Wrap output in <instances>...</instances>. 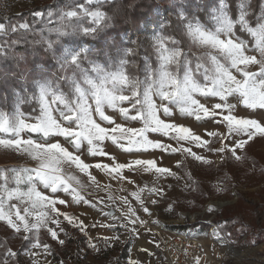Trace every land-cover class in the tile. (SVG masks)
<instances>
[{
  "label": "snow or ice",
  "instance_id": "obj_1",
  "mask_svg": "<svg viewBox=\"0 0 264 264\" xmlns=\"http://www.w3.org/2000/svg\"><path fill=\"white\" fill-rule=\"evenodd\" d=\"M249 7L248 0H239L236 11L230 15L228 0H217V6L207 12L212 24L208 27L192 10L191 0H172L175 22L163 17L147 38V48L138 41H130L131 47L113 42L108 51L99 53L93 52L83 40L94 39L112 27L114 17L123 11L116 0H68L61 6L43 5L31 11V25L27 21L11 23L9 17L0 20V61H14V67L3 71L0 79L22 81L26 85L20 91L13 89L11 111L0 107V148L36 161L35 167L0 168V222L16 233H33L35 243L28 235L23 240L48 253L51 246L41 244L39 231L45 229L52 240L64 244L59 233L65 231L61 224L66 221L86 237L89 248L99 252L88 230L98 226L112 229L115 225L86 224V217L61 211L58 205L98 207L81 193L83 185L79 177L68 169L86 174L97 188L100 185L90 171L92 168L129 183L135 181L124 175L125 170L151 172L158 178H182L171 168L158 166L155 158L118 162L103 149L104 142H111L128 154L159 150L191 157L203 165H211L213 161L193 151V146L215 153L220 163L246 159L239 152L255 137H264L262 120L237 114L241 106L253 112L264 111V3L254 23ZM37 23L43 25L39 30L35 28ZM244 34L248 39L241 38ZM24 46H27L24 52L16 51ZM28 48L33 55L39 49L50 56L55 61V71L49 72L42 64H34L31 70L22 66L27 61ZM141 50L144 55L138 65ZM130 66L139 67L143 79L129 72ZM253 67L257 70H251ZM25 104L34 105L30 113L22 111ZM170 106H178L182 117L224 127L223 133L205 130L207 137L218 141L219 146L214 147L212 139L177 123ZM132 122L140 123L141 127L126 126ZM149 134H159L174 144L149 139ZM85 149L93 158L107 157L112 162L86 163L82 159ZM175 167L183 168V160H177ZM185 175L192 184H198L191 171ZM10 177L15 187L7 186ZM189 187L185 184L186 189ZM146 190L159 199L146 203L142 198ZM131 195L149 215L152 211L148 203L158 205L167 198L164 188L147 185L138 187ZM13 199L20 206L8 203ZM122 199L128 203L127 197ZM174 204L175 201L168 204L164 211L174 212ZM206 210L216 211L211 204ZM100 214L112 215L103 209ZM127 215L133 217V225L137 221L147 223L139 220L131 206ZM101 239L110 246L119 237ZM26 251L35 255L27 248ZM33 264L37 262L34 260Z\"/></svg>",
  "mask_w": 264,
  "mask_h": 264
},
{
  "label": "rangeland",
  "instance_id": "obj_2",
  "mask_svg": "<svg viewBox=\"0 0 264 264\" xmlns=\"http://www.w3.org/2000/svg\"><path fill=\"white\" fill-rule=\"evenodd\" d=\"M46 1L47 0H14L10 7L11 13H20L19 11L21 9H26L27 11L33 10L35 7L41 6ZM262 3H264V0H262ZM216 6L217 4L212 8ZM28 16H31L30 13L14 17L10 19V21L11 23L28 22ZM168 17H171V20L175 22L176 17L173 18L171 15ZM162 18L163 16L159 17L157 15L155 20H148L149 22L147 23V26H149L150 31L146 37L141 35L144 40L147 41V38L157 29ZM210 27H212V25ZM93 46L94 45L87 47L91 48L93 52L98 53L97 49ZM249 54L258 55L255 52H250ZM96 58L100 59L99 56ZM51 61L55 66V61L52 59ZM53 70L55 69H51L50 72H53ZM251 70L255 71L257 69L253 67ZM3 71H6V69L0 62V74H2ZM138 76L143 79L142 72ZM197 76L199 78V74H197ZM17 82L0 79V107L5 111L12 110V102L14 100L12 95L13 89L20 91L19 88L21 87L18 86V84L21 86L23 84L22 81ZM28 91L31 92V89ZM5 98H7V101H5ZM197 98L201 99L202 103H207V101L202 98ZM157 102L159 103L158 100ZM230 102L236 103L235 100H231ZM25 106H28V108ZM24 107L28 110L25 111ZM24 107L22 108V111L30 113L34 105L25 104ZM170 107H172L177 123L190 127L196 134L203 136L205 139H212L207 137L205 132L206 129L208 131L218 130L222 133L226 131L224 127H218L212 122L198 123L194 118L182 117L179 114L178 106ZM109 112H111V110H109ZM237 114L256 118L264 122V111L257 110L253 112L251 110H246L241 106L237 108ZM118 122L123 123L124 121L118 120ZM126 126L141 127V124L132 122L126 124ZM149 139L163 140L165 143L174 144V142L160 136L159 134H149ZM212 144L214 147L219 146V142L215 139H212ZM102 147L121 163L136 158H155L158 166L171 168L182 178L179 180L175 177L158 178L156 174L151 172H143L142 170H139L132 173L125 170L124 175L135 181V183H129L127 180L112 179L105 172L92 168L90 171L92 175L96 177V180L100 185V187L97 188V186L89 180L86 174L80 173L75 169H68V171H72L79 177L81 184L83 185L82 188L86 191V196H88V192H102V194L97 196H101L105 199L104 202L106 201V203L111 205L109 207L114 208L112 205L117 206L122 212L118 214L119 218L117 221L115 220L113 222L111 220L109 222L112 225H118V227L112 228V230L116 229L112 236H118L119 240L114 243L110 242L109 246L105 244L103 239H98L97 243L102 249L97 260L95 259L93 261L95 264H116V258L118 256L117 251L119 249L121 250L122 247L126 245L129 246L136 243V240L143 235L146 237L145 240L146 243L148 242V245H151L153 240H158L157 236L159 234L156 230L157 223H154L156 220H159V222L164 221L170 226H187L183 230L196 235L203 243V246H205L213 256L223 258V255H225L223 262L226 264H264V137H255L245 146V149L239 152V155L246 157L242 162L231 160L227 163H220V158L215 153H211L207 149H200L193 146V151L200 155H204L213 161V164L211 165L199 164L198 162L193 161L191 157H185L181 154H166L159 150L128 154L108 141L104 142ZM82 159L89 164L100 161L103 163L112 162L107 157L93 158L87 154L86 149L82 154ZM177 160H183V168L177 169L175 167ZM19 166L35 167L36 161L30 159L26 155L17 154L11 150L0 148V168L7 169ZM188 171H191L193 179L198 181V184H192L188 179L185 175ZM0 183H2V181H0ZM185 184H189L190 187L186 189ZM144 185H147L149 188H164L167 197L165 200H160L158 205L148 203V207L152 211L151 215L144 213L139 207V202L131 195V193L136 191L138 187H143ZM169 185L172 187H168ZM7 186L9 188L15 187L14 181L11 180V177ZM217 188L221 190L217 191ZM109 197H111V199ZM123 197H127L128 203H125L122 199ZM142 198H145L146 203L149 199H159L154 195H150L147 190L142 193ZM173 201H175V211L165 212L164 208H166L168 204L173 203ZM8 203H16L17 206H20L19 202L15 199ZM209 204L215 207V212H208L206 210ZM129 206L135 210L136 216L139 217V220H147V223L141 224L137 221V223L133 225L131 223L133 217L127 215V209ZM195 212L200 214H196ZM233 220L236 222L233 223ZM226 221L227 223L225 224ZM2 228L3 226H0V231L3 235H6L5 232H9L10 228L8 227L9 229L6 228V230H3ZM133 228L135 229V232L132 231ZM139 229H142L143 234H141ZM215 233H218L219 235H216ZM31 234L33 233H24L23 231L16 233L12 230L10 237L12 240H18L19 236L23 238L24 235L30 236ZM223 236L229 243L234 245L236 248L235 253L225 254L226 251L223 252L224 249L223 246H221ZM36 248L38 249L37 252L44 257L45 252L42 247L31 246L29 250L33 253L36 252ZM13 253H15V255H13ZM26 253V251H22V256L20 257L18 255L17 257L16 249L11 245L0 258V264H30L31 261H27ZM74 257H78L77 253Z\"/></svg>",
  "mask_w": 264,
  "mask_h": 264
},
{
  "label": "trees",
  "instance_id": "obj_3",
  "mask_svg": "<svg viewBox=\"0 0 264 264\" xmlns=\"http://www.w3.org/2000/svg\"><path fill=\"white\" fill-rule=\"evenodd\" d=\"M68 0H47L44 2L43 5H53V6H61L65 3H67ZM171 2L172 0H116L117 4H120L123 6V11H121L118 15L114 17L112 20V27L109 29H106L105 32H101L96 38H85L83 40V43L87 46H92L97 49L98 53L101 50L108 51L109 45L113 42L120 43L123 42L126 46L131 47L132 45L129 43L130 41H138L144 44V47L147 48V41L142 38V36L146 37L148 32L150 31L149 26H147L148 20H155L157 18V15L159 17H168L171 15L173 18L175 17V14L172 12L171 8ZM239 2V0H228V4L230 7V15L236 11V5ZM261 3L262 0H248L249 12L251 13V21L254 23L257 19V17L260 15L261 12ZM217 4V0H191V6L192 10L196 13L198 17L201 18L202 22H206L207 25L210 27L211 21L208 19L207 12L210 11V9ZM158 6V9H157ZM40 7V6H39ZM39 7H35V9L27 11L20 10V13H11L9 18L12 19L14 17H18L21 15H26L31 13V11L38 10ZM111 15V12L109 13ZM169 14V15H168ZM171 20V17H169ZM29 24L31 25L33 23V19L31 16H28L27 18ZM173 22V20H171ZM174 23V22H173ZM51 26V25H49ZM43 25L37 23L35 25V28L39 30L42 28ZM142 35V36H141ZM237 35H241L240 33H237ZM243 39H248L247 34H244L241 36ZM29 39L31 40L32 37L29 35ZM146 42V43H145ZM25 47H18L16 49L17 52H24ZM31 48H28V55H27V61L26 63H22V66H26L29 70H31L34 66V64H42L45 68L48 70L55 69L54 63L51 61V57L46 55L42 50L37 49L38 54L33 55L31 54ZM144 55V51L141 50L140 52V58L137 60V64L140 65L142 63V57ZM103 63V60H101ZM1 65L5 66L6 71L10 68L14 67V61L11 59L0 61ZM49 70V72H50ZM55 71V70H53ZM129 72L134 73L136 75L141 74V70L139 67L133 68L129 67ZM17 82V81H16ZM18 83V82H17ZM18 86L26 87V85L18 84ZM21 88H19L21 90ZM31 88H28L30 90ZM24 107V106H23ZM28 108V106H25ZM24 110H28L25 109ZM35 138V136H34ZM0 226H3V230L9 229L4 223L0 222ZM176 229L183 230L187 226L179 225L175 226ZM206 229V228H204ZM12 233V230L9 229V232H5L6 235H3V233L0 231V258L4 254V252L11 246L15 247L18 255L22 256V251L26 250L31 244H28L26 241L23 240L19 236L18 240H12L10 235ZM71 233L74 234V236H68L65 239V242L63 245H60L56 242H54L48 235L47 231L45 229H42L39 234V240L41 244L47 243L51 246L50 252L53 260L58 261L61 264V261H63V264H82V258L74 257V255H71V248H73L77 243L86 246L85 243V237L81 236L77 233L76 229H72ZM32 238L33 241H35V238L33 234L29 236ZM127 245L122 247V249L118 250V256L116 258V264H123V260L127 256ZM1 261V260H0Z\"/></svg>",
  "mask_w": 264,
  "mask_h": 264
},
{
  "label": "crops",
  "instance_id": "obj_4",
  "mask_svg": "<svg viewBox=\"0 0 264 264\" xmlns=\"http://www.w3.org/2000/svg\"><path fill=\"white\" fill-rule=\"evenodd\" d=\"M80 191L87 199L92 200L93 202L97 203L98 207L92 208L90 205H87V204H81V205L71 204L70 206L69 205H58V207H60L61 211H68V212L73 213L77 216H80L81 218L86 217L85 218L86 224H93L96 222H100L103 224H110L109 222L111 220L113 222L115 220L116 221L118 220V218H119L118 214H120L122 212H121V209L117 206L112 205L114 207L113 209H114L115 213L111 216H105V215L100 214V209H103L104 212L107 213L106 212L107 209L109 208V206H111L108 203H106V201L104 202L105 199H103L101 196H99V197L97 196V195L102 194V192L101 193L88 192L89 194H88V196H86L85 189H83L81 187ZM62 197L65 199H70L66 194H62ZM104 197H106V196H104ZM113 217H116V219H113ZM61 227H64L65 231L63 233H59V238L64 240V242L68 236H71V235L74 236V234L71 233V230L75 229L72 225H69V224H67L66 221H64L61 224ZM115 227H118V225L117 226L115 225ZM139 230L141 231V234H143L142 229H139ZM40 231H39V234H40ZM76 231L79 235L84 236L78 230H76ZM115 231H116V229L112 230V229H109L106 227H99V226L89 229L88 235L93 238V243H95L96 248L99 249V252H97L96 249L89 248L87 246V239L84 236L86 246L77 243L73 248H71V255H75L77 253L78 257L82 258V260H83L82 264H95V262H93V261L95 259L97 260V257H99V255H100L99 253L102 249L101 246L97 243V240L100 239L101 237H112L113 232H115ZM47 235H48V233H47ZM33 236L35 238L34 234H33ZM157 237H158V240L157 239L153 240L151 245H148V242L146 243V240H145L146 237L144 235L139 237L138 240H136V243L131 244L129 246L127 245L128 246L126 249L127 256L122 261L123 264H134V262H135V264H153L152 263L153 262V253L157 249V246L160 243L159 235ZM34 242L35 241H33V243ZM54 242L58 243L57 241H54ZM58 244H60V243H58ZM60 245H63V244H60ZM31 246L32 245H30L27 249L29 250L31 248ZM24 251H26V250H24ZM37 251H38V249L36 250V252H33V253H35L34 256L29 255L28 251H26L27 252L26 253L27 261L29 262V260H30L31 261L30 264H33L34 260L37 262V264H60L58 261L52 259L51 252H48V253L45 252V256L43 257ZM80 255H81V257H80Z\"/></svg>",
  "mask_w": 264,
  "mask_h": 264
},
{
  "label": "built area",
  "instance_id": "obj_5",
  "mask_svg": "<svg viewBox=\"0 0 264 264\" xmlns=\"http://www.w3.org/2000/svg\"><path fill=\"white\" fill-rule=\"evenodd\" d=\"M13 1L0 0V20L10 16ZM156 230L160 236V243L153 253V264H226L223 262L225 255L223 258L213 256L203 246L201 240L192 233L176 229L164 221L156 224ZM221 246H223V252L226 251L225 254L236 252L234 245L224 236Z\"/></svg>",
  "mask_w": 264,
  "mask_h": 264
},
{
  "label": "water",
  "instance_id": "obj_6",
  "mask_svg": "<svg viewBox=\"0 0 264 264\" xmlns=\"http://www.w3.org/2000/svg\"><path fill=\"white\" fill-rule=\"evenodd\" d=\"M108 212H111L112 215H113V213H114V209H113L112 207H109V208L107 209V213H108Z\"/></svg>",
  "mask_w": 264,
  "mask_h": 264
},
{
  "label": "bare ground",
  "instance_id": "obj_7",
  "mask_svg": "<svg viewBox=\"0 0 264 264\" xmlns=\"http://www.w3.org/2000/svg\"><path fill=\"white\" fill-rule=\"evenodd\" d=\"M195 213H196V212H195ZM186 214H187V213H186ZM196 214H200V213H196ZM196 216H197V215H196ZM194 218H195V217H194ZM194 218H193V219H194Z\"/></svg>",
  "mask_w": 264,
  "mask_h": 264
}]
</instances>
